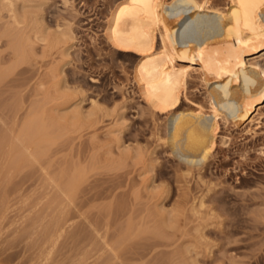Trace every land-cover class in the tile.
<instances>
[{
	"label": "rangeland",
	"instance_id": "1",
	"mask_svg": "<svg viewBox=\"0 0 264 264\" xmlns=\"http://www.w3.org/2000/svg\"><path fill=\"white\" fill-rule=\"evenodd\" d=\"M119 1L0 0V263L264 264V102L187 168L107 36Z\"/></svg>",
	"mask_w": 264,
	"mask_h": 264
},
{
	"label": "bare ground",
	"instance_id": "2",
	"mask_svg": "<svg viewBox=\"0 0 264 264\" xmlns=\"http://www.w3.org/2000/svg\"><path fill=\"white\" fill-rule=\"evenodd\" d=\"M230 3L221 9L212 0H120L108 20L109 40L141 55L136 81L167 114L166 143L187 168L207 162L220 119L251 124L264 102V66L248 59L264 51V0ZM193 69L208 87L209 113L181 108Z\"/></svg>",
	"mask_w": 264,
	"mask_h": 264
}]
</instances>
